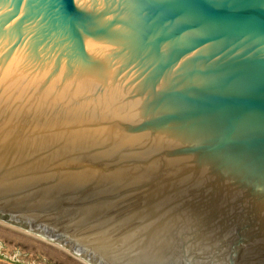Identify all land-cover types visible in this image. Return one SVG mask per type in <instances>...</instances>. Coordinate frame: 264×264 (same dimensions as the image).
Returning a JSON list of instances; mask_svg holds the SVG:
<instances>
[{
  "label": "water",
  "instance_id": "obj_1",
  "mask_svg": "<svg viewBox=\"0 0 264 264\" xmlns=\"http://www.w3.org/2000/svg\"><path fill=\"white\" fill-rule=\"evenodd\" d=\"M0 219L90 264H264V0H0Z\"/></svg>",
  "mask_w": 264,
  "mask_h": 264
},
{
  "label": "rangeland",
  "instance_id": "obj_2",
  "mask_svg": "<svg viewBox=\"0 0 264 264\" xmlns=\"http://www.w3.org/2000/svg\"><path fill=\"white\" fill-rule=\"evenodd\" d=\"M0 264H90L38 232L0 219Z\"/></svg>",
  "mask_w": 264,
  "mask_h": 264
}]
</instances>
